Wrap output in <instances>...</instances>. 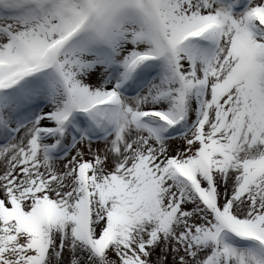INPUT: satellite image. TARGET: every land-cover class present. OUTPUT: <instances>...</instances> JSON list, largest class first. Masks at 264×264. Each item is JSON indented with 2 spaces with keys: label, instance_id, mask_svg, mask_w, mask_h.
<instances>
[{
  "label": "snow or ice",
  "instance_id": "obj_1",
  "mask_svg": "<svg viewBox=\"0 0 264 264\" xmlns=\"http://www.w3.org/2000/svg\"><path fill=\"white\" fill-rule=\"evenodd\" d=\"M0 264H264V0H0Z\"/></svg>",
  "mask_w": 264,
  "mask_h": 264
}]
</instances>
